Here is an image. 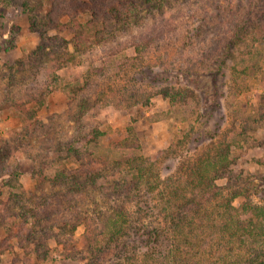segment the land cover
I'll list each match as a JSON object with an SVG mask.
<instances>
[{
  "label": "rangeland",
  "instance_id": "374dc122",
  "mask_svg": "<svg viewBox=\"0 0 264 264\" xmlns=\"http://www.w3.org/2000/svg\"><path fill=\"white\" fill-rule=\"evenodd\" d=\"M114 1L75 0L70 14L99 23L89 7ZM49 9L46 0H0V264L88 261L82 225L74 247L67 237L63 244L18 231L46 203L58 207L55 215L90 206V195L74 196L52 182L62 165L80 174L98 170L99 184L140 162L150 178L139 184V199L163 197L165 206L169 191L226 151L225 167L209 173L223 178L214 180L221 195L208 205L221 207L236 187L246 196L237 195L234 205L264 203V0H139L126 19L96 24L101 35L87 28L75 51L68 27L47 26ZM42 49L58 53L48 60ZM69 142L78 157L94 159L83 171L76 157L66 156ZM112 159L117 168L106 162ZM101 196L97 205L104 209ZM141 219L160 221L148 209ZM110 255L98 264L110 263Z\"/></svg>",
  "mask_w": 264,
  "mask_h": 264
},
{
  "label": "trees",
  "instance_id": "16d2710c",
  "mask_svg": "<svg viewBox=\"0 0 264 264\" xmlns=\"http://www.w3.org/2000/svg\"><path fill=\"white\" fill-rule=\"evenodd\" d=\"M46 1L50 5L46 16L47 26L50 22L48 27L58 31H66L68 27V31L73 33L69 43L75 51L86 40L84 36L87 34V28H92L94 34L101 35L103 32L95 28L96 24L108 26V17L118 21L126 19L127 15L134 13L139 0H117L98 6L95 2L89 7V13L92 17H99V23L93 22L92 18L85 22L74 19L70 13L75 7V0ZM66 16L67 20L62 22L61 18ZM70 22L75 25H70ZM234 36L235 33L228 36L231 42L225 38L229 41L226 45L233 43ZM53 38L66 43L64 38L58 35L51 36V39ZM42 47L43 45L38 48ZM64 48L66 47H63L60 53L68 56L69 53L64 52ZM55 53L58 52L42 49V56L48 60ZM28 61L36 66V61ZM41 100L42 98H39L38 102ZM66 153V156L76 157L82 171L83 164L87 163V167L94 161L92 158L78 157L77 149L71 142L66 147ZM208 158L199 169L193 171L191 178L182 185L183 188L175 187L166 194L167 198L163 200L165 206L159 203L163 197L157 202L158 200L153 201L151 197H147L148 194H142L141 196L146 197L139 199V184L148 182L147 175L150 178L140 162H128L122 169L105 176L99 184L98 170L93 175L87 170L80 174L77 170H65L61 164L50 178L52 182L65 185L74 196L83 192L90 195V206H86V210L84 207H70L61 212L63 214L55 215L58 207L46 203L42 211L36 212V216L31 214L30 221L21 222L18 231L23 229L22 233L25 230L28 236L36 235L38 239H43L44 236L53 237L55 241H62L63 244V239L67 237L71 247H74L72 242L77 244L80 239L85 257L88 258L85 264H98L100 256L106 252L111 253L108 264H264V203L248 201L244 205H234L233 199L237 195L243 193L246 196L242 192L243 188L236 187L222 198L221 207H210V201L221 195V190L214 180L223 176H213L209 173L225 167L227 152L221 151L217 156ZM106 162L111 163V168L119 166L116 159ZM116 174H119V177L114 178ZM96 192L102 193L100 202L104 209L97 205ZM121 194V203H110L116 195ZM129 202L131 206L126 204ZM143 209L154 211L160 221L158 219L152 224L143 222ZM85 215L90 217L87 219ZM24 222H28V225L25 223L22 228ZM79 225L83 226V230L80 238L74 240V230ZM127 251L129 252L125 254Z\"/></svg>",
  "mask_w": 264,
  "mask_h": 264
}]
</instances>
